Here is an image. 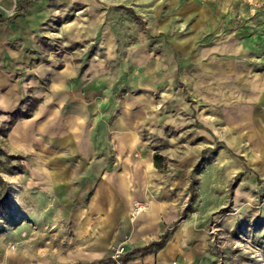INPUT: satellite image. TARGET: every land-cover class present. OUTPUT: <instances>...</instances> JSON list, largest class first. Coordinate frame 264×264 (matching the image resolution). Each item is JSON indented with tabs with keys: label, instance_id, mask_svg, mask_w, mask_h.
<instances>
[{
	"label": "rangeland",
	"instance_id": "1",
	"mask_svg": "<svg viewBox=\"0 0 264 264\" xmlns=\"http://www.w3.org/2000/svg\"><path fill=\"white\" fill-rule=\"evenodd\" d=\"M119 1L114 11L127 6L135 15L126 13L123 21L105 13L98 38L75 32L78 16L85 23L91 14L68 4L61 19V29L64 22L67 26L65 45L62 38L43 39L39 47L27 46L35 51L32 60L0 69V148L13 157L10 172L0 174L9 196L0 216V264H9L16 252L14 232L29 219H43L44 171L74 166L87 146L94 154L103 142V125L122 115L118 94L127 88L138 95L132 67L122 64L125 48L146 39L156 55L154 45L163 40L158 19L187 9L192 0ZM196 2L214 16L206 21L208 37L236 31L249 39L248 66L236 68L240 76L232 73L225 82H213L209 95L187 86L183 99L161 97V92L176 95L186 87L164 84L148 99L156 105L152 120L161 117L158 128L152 123L140 136L161 159L162 195L177 205L178 222L188 219L196 247L207 240L209 264H264V0ZM109 21L115 22L112 43L119 44L118 50L107 46ZM54 23L51 38L58 36V20ZM221 60L241 61L234 56ZM202 254L194 264H204Z\"/></svg>",
	"mask_w": 264,
	"mask_h": 264
},
{
	"label": "crops",
	"instance_id": "2",
	"mask_svg": "<svg viewBox=\"0 0 264 264\" xmlns=\"http://www.w3.org/2000/svg\"><path fill=\"white\" fill-rule=\"evenodd\" d=\"M68 4L84 7L91 14L85 23L83 16L75 22V32L81 38L83 31L98 38L106 14L108 19L116 16L123 21L126 13L129 17L135 15L127 6L114 11L119 0H0L6 10L0 15V69L9 63L18 66L32 60L35 51L31 50L39 47L43 39L60 42L62 38L65 45L67 26L64 22L61 29V19L66 16ZM100 4L106 5V10H99ZM17 6L21 10L13 17ZM171 14L166 13L156 23L163 34V40L154 45L156 55L149 52L152 44L146 39L125 48L128 56L122 64L133 68L130 72L139 82L138 95L127 88L118 94L116 103L121 104L122 115L103 125L99 137L103 142L94 154L87 146L84 158L74 166L67 163L65 170L44 171L48 180L43 187V219H29L14 232L16 252L9 264H96L105 260L109 264L113 247L123 243L129 264H194L199 251L204 253L200 255L206 260L204 264H209L207 240L203 238L196 247L194 228L188 219L178 222L177 205L162 195L163 174L140 131L149 129L152 123L158 128L156 123L161 117L158 122L152 120L151 114H157L153 110L156 105L148 99L164 84L184 83L186 87L178 88L176 95L161 92V97L183 99L187 86L200 95H209L215 90L213 82H225L232 73L240 76L242 70L237 72L236 68L248 66L252 44L236 31L230 35L218 31L212 39L208 37L206 21L213 22L214 16L196 0L187 9ZM55 19L58 36L51 38ZM110 21L106 26L107 46L111 51L118 50L119 44L112 43L115 22ZM226 56L241 61L223 62L221 57ZM136 201L148 203L149 208L132 223ZM164 234L168 235L165 247L144 255L142 249Z\"/></svg>",
	"mask_w": 264,
	"mask_h": 264
},
{
	"label": "trees",
	"instance_id": "3",
	"mask_svg": "<svg viewBox=\"0 0 264 264\" xmlns=\"http://www.w3.org/2000/svg\"><path fill=\"white\" fill-rule=\"evenodd\" d=\"M21 8L17 6L16 11L13 17L17 16L20 12ZM6 153L0 148V174L3 172H10L12 166H10V162L13 159L12 156H7ZM156 165L159 168L161 166V159L156 157ZM9 205V196L6 192V189L3 186V180L0 177V216L3 212L8 208ZM168 242V235L164 234L160 237L158 241H154L151 244L147 245L142 249L144 255H148L153 252H159L162 250ZM96 264H108V261H101Z\"/></svg>",
	"mask_w": 264,
	"mask_h": 264
},
{
	"label": "built area",
	"instance_id": "4",
	"mask_svg": "<svg viewBox=\"0 0 264 264\" xmlns=\"http://www.w3.org/2000/svg\"><path fill=\"white\" fill-rule=\"evenodd\" d=\"M6 12V10L0 6V15ZM147 204L144 202H135L133 210L131 212L132 221L136 220L141 214L147 211ZM13 249H15L13 247ZM126 247L124 244L113 247L111 255L109 257V264H129L126 261ZM175 264V263H174Z\"/></svg>",
	"mask_w": 264,
	"mask_h": 264
}]
</instances>
